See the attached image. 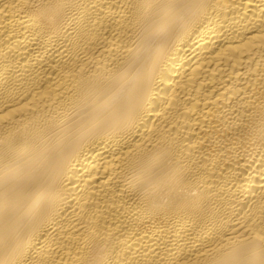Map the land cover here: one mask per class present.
<instances>
[{"label":"bare ground","instance_id":"bare-ground-1","mask_svg":"<svg viewBox=\"0 0 264 264\" xmlns=\"http://www.w3.org/2000/svg\"><path fill=\"white\" fill-rule=\"evenodd\" d=\"M0 264H264V0H0Z\"/></svg>","mask_w":264,"mask_h":264}]
</instances>
